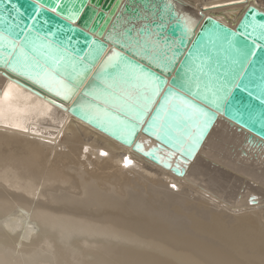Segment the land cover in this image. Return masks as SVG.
I'll list each match as a JSON object with an SVG mask.
<instances>
[{
	"label": "bare ground",
	"instance_id": "obj_1",
	"mask_svg": "<svg viewBox=\"0 0 264 264\" xmlns=\"http://www.w3.org/2000/svg\"><path fill=\"white\" fill-rule=\"evenodd\" d=\"M205 1L202 5L190 0L163 3L171 6L191 37L206 17L235 29L250 6L264 13L263 0H232L231 4L217 5ZM155 4L156 0H150L149 8ZM135 8L140 15L126 13L123 8L105 37L109 50L95 70L101 72L95 79L108 90L95 89L93 83L80 87L79 95L74 97L77 87L53 72L26 76L47 92L51 103L0 72V185L4 187L0 188V219L18 201L25 202L21 211L31 213L29 222L24 214L16 215L5 222L6 228L0 227V264H264V228L252 215L246 214L244 223L238 220L230 228L204 222L189 228L167 212L169 205L191 199L193 192L203 201L229 204L239 183L246 185V192L236 194L232 209L230 205L225 209L258 211L263 217L264 140L254 136L253 143L249 142L252 133L231 125L221 115L211 126L214 119L193 98L175 93L158 95L155 83L144 75L131 73L133 86L125 79L128 69L109 74L108 69L118 62L119 46L164 73L168 71L143 55V47L134 40H126V28L134 26V36L139 37V30L154 20L153 11L146 10L145 5L135 3ZM155 36L157 33L152 32L149 39H143L155 44ZM143 85L148 93L139 95ZM148 97L154 102L148 103ZM133 105L145 110L147 117L138 114ZM75 107L79 115L73 113ZM135 120L139 132L131 122ZM42 126L54 129L56 134L42 136ZM207 128L210 133L205 138ZM61 146L66 151L58 152ZM90 154L96 159L93 164L101 165L94 175L86 172V164L81 162ZM133 167L148 179L163 177L157 180L173 186H161L166 206L159 211L138 194L124 192L125 197H115L112 185L105 193L99 188L103 181H96L102 174L112 170L124 173ZM67 168L74 169L73 173H65ZM130 179L121 177L111 182L122 187ZM203 183H207L205 187ZM71 184L74 190L88 188L83 200L69 194L64 198L53 195L56 185L59 191ZM225 186L232 192H227ZM68 197L77 202L66 206L63 201H69ZM108 206L132 212L140 225L136 228L152 231L159 241L140 238L116 226L114 219L94 221L85 216L92 207ZM20 227L24 232L16 233L14 230Z\"/></svg>",
	"mask_w": 264,
	"mask_h": 264
},
{
	"label": "water",
	"instance_id": "obj_2",
	"mask_svg": "<svg viewBox=\"0 0 264 264\" xmlns=\"http://www.w3.org/2000/svg\"><path fill=\"white\" fill-rule=\"evenodd\" d=\"M125 2L0 0V72L51 103L54 102L47 98V92L26 76L53 72L77 87L74 97L93 83L95 89L108 90L95 79L101 73L95 70L109 50L105 37L123 8L126 13L138 16L139 10L132 9V5L141 3L146 10L153 11L154 20L139 30L142 39L134 36V26L124 30L125 38L134 40L138 47H143V55L168 71L164 73L119 46L118 62L108 69L109 74L128 69L125 79L133 86L131 73L144 75L155 83L158 95L175 93L193 98L214 119L211 126L221 115L231 125L252 133L249 142L253 143L254 136L264 140V13L250 6L235 29L206 17L191 37L164 0H156L152 8H149L150 0ZM152 32L157 33L154 37L157 45L143 39H149ZM142 93H148L144 85L139 87L138 94ZM150 98L148 103H153ZM133 108L147 117L138 105ZM79 112L78 107L73 109L75 115ZM131 122L139 132L138 120ZM209 133L207 128L205 138Z\"/></svg>",
	"mask_w": 264,
	"mask_h": 264
},
{
	"label": "rangeland",
	"instance_id": "obj_3",
	"mask_svg": "<svg viewBox=\"0 0 264 264\" xmlns=\"http://www.w3.org/2000/svg\"><path fill=\"white\" fill-rule=\"evenodd\" d=\"M190 1L194 2L195 4H199V5L201 4L202 5L205 0L204 1L203 0H190ZM207 1L208 0H206L205 2H207ZM209 1L214 3L215 5H217L219 2H225V3L230 2V4L233 2L232 0H209ZM263 2H264V0H263ZM258 3L261 4L259 1H258ZM42 127H43V130L40 131L42 136L48 137L50 135L56 134L54 129H51V128L46 127V126H42ZM35 132H37V131H35ZM26 137L30 138V139H39V138H35V137H28V135ZM230 148L232 150L233 145H230ZM81 150H80V152H81ZM233 150H232V152H233L232 154L235 155L236 154L235 148ZM57 151L58 152H64V151H66V148L64 146H61V147L57 148ZM84 151H85V149H84ZM102 157H104V156H102ZM95 161H96L95 156H92L91 154L88 155V157L86 156V157L81 159V162L86 164V168H85V170L87 169L86 172H88L90 175L96 174L98 168L101 166V165L93 164V162H95ZM217 163H219V162H217ZM213 166L218 168V165H216V164H213ZM213 166L211 167L212 169H214ZM214 170H216V169H214ZM73 171H74V169L67 168L65 170V173L70 175L73 173ZM140 171L141 170H139L137 167H133V168L129 169L128 171H125L124 173L112 170L111 173H113V175L111 173L110 174H102L101 178H99V180H97L96 182L99 184V181H103V184H105V185L102 184L99 186V188L102 189L103 193L106 192L105 189L109 185H112L114 187V189L116 190L114 192L113 196L125 197L124 192L130 193V194H138L143 199L148 200V202H149L148 205L150 204L149 205L150 207H152L153 209L155 208V210L159 211L160 209H162V206H166L165 200H164L165 199V193L160 192V190L162 189L161 186H163L165 184V186H166L165 188L167 189L169 182L165 183L163 181L164 183L162 184L161 182H159V180H157V179L162 180L163 177H155L152 179H150V178L148 179V178L144 177ZM209 174H211V172H209ZM121 177H129V179L131 178L132 180L131 179L129 180V182H131V183L125 182V184H121L122 187L119 184H116L118 187H115V185H113L111 181L113 179L121 178ZM242 177H244V176L242 175ZM134 178H135V180L133 181ZM220 180H221V178H220ZM127 183H129V184H127ZM206 184L207 183H203L202 187H205ZM237 185H239V183L236 184V187L234 188L235 191L231 188L229 189L228 186L224 187V188L227 187V189H226L227 192H232V190H233V194H232L233 195V199H232L233 202L230 201L229 204L223 203L224 205L220 204L221 205L220 206V205H218L212 201H203V199H201L199 195H197L196 193L193 192L190 194V196L192 197L191 199L183 200V202L178 201L175 204L172 203L167 208L168 209L167 212L169 213V215L173 219L176 218V220L178 219V221L179 220L182 221L189 228H193V224L197 223V222L216 224V225L222 226V227L228 226L226 228H230L232 226V224L236 225V222L238 220L240 221L241 224L244 223L243 220H245L247 218L246 214H248L249 216L252 215V217L255 219V221L258 223V225L262 226V228H264V219H263L264 215H263V217L261 215H258V214H260V213H258V211H256V212L250 211L247 213L245 211L234 212V211L225 209L227 207V205H230L229 207L232 209V205L234 204V199L236 197V194H238L240 192L241 193L246 192L245 191L246 185L244 186L241 184V185H239V188ZM73 186H74V182H73ZM169 186H170V188H173V186H171V184ZM250 186L251 187L253 186V188H255V186L252 183ZM0 188H4V187L0 185ZM87 190H88V188H86L85 190H82V189L74 190V189H72V184H71V185H68L66 187H62L59 191H57V185H56L55 189L52 191V193H53V195H57L61 198H64V196H66L65 194H69L78 200H83L84 195L87 192ZM82 192H83V195H82ZM195 195H197L199 197L194 198V197H196ZM110 197H112V196H110ZM37 199H38V197L35 200H37ZM199 199H201V200H199ZM66 200H69V201H63L66 206L73 205L74 204L73 202H77V200H73L70 197H68ZM15 202H17V201H15ZM22 202L23 201H18L16 204H14L13 206L10 207L11 210H8L6 213H4V215L0 219V227L6 228L5 222L6 221L8 222V221L16 218V215L22 216V214H24L23 215L24 219H26L27 222H29V216L31 215V213H30V211H28V213L26 211H21L20 206H24V203H25V202H23V204H22ZM79 215H82V214H79ZM82 216H84V215H82ZM85 216L89 220H94V221H103L104 219H110L111 218V219L115 220L116 226H119L122 229H129L132 234L137 235L140 238L158 240L157 238L154 237V235L152 234L153 233L152 231L151 232H148V231L141 232L140 230H138L136 228L140 225L136 224V219L134 218L132 212H124L123 213L119 208H116L115 206H108L105 209L98 208V207H92V209H90L89 211H85ZM261 217H262L263 221L261 220ZM14 231H16V233L24 232V229L22 227H20V228H16ZM16 233H14V235ZM186 250H190V249H186ZM249 251H252V249L250 248ZM252 264H255V263L252 261Z\"/></svg>",
	"mask_w": 264,
	"mask_h": 264
}]
</instances>
